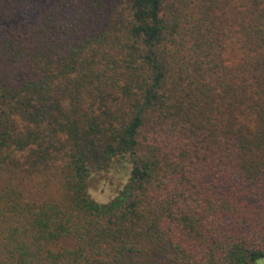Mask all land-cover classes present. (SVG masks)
Here are the masks:
<instances>
[{
	"label": "trees",
	"instance_id": "1",
	"mask_svg": "<svg viewBox=\"0 0 264 264\" xmlns=\"http://www.w3.org/2000/svg\"><path fill=\"white\" fill-rule=\"evenodd\" d=\"M0 264H264V0H0Z\"/></svg>",
	"mask_w": 264,
	"mask_h": 264
},
{
	"label": "rangeland",
	"instance_id": "2",
	"mask_svg": "<svg viewBox=\"0 0 264 264\" xmlns=\"http://www.w3.org/2000/svg\"><path fill=\"white\" fill-rule=\"evenodd\" d=\"M122 174H120L115 168L109 172H105L102 175L96 177L89 185V195L97 201H106L112 198L122 181ZM24 193L29 197H37L43 195L48 189H44L41 184L32 180L22 186Z\"/></svg>",
	"mask_w": 264,
	"mask_h": 264
}]
</instances>
